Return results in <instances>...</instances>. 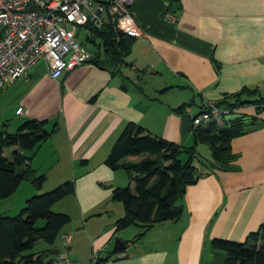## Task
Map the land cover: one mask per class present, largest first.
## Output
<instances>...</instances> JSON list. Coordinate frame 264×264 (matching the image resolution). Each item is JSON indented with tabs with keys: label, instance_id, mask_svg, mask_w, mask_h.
<instances>
[{
	"label": "crops",
	"instance_id": "crops-1",
	"mask_svg": "<svg viewBox=\"0 0 264 264\" xmlns=\"http://www.w3.org/2000/svg\"><path fill=\"white\" fill-rule=\"evenodd\" d=\"M133 12L142 34L131 39L119 72L89 61L53 79L47 61L39 60L0 87V133H16L27 119L45 121L48 138L22 152L35 175L49 180L56 170L55 179L75 181L71 196L80 219L66 225L53 254L69 235L70 256L81 262L98 252L100 264H227L228 252L214 248L213 240L244 242L264 223V110L236 109L257 116L258 124L232 140V168L210 170L197 162L200 177L186 190L181 216L138 239L137 225H131L137 228L132 239L123 237L131 226L117 230L125 207L112 200V191L130 181L105 160L129 122L188 147L193 128L183 134L176 111L183 103L195 98L186 109L193 117L201 103L246 86L264 95V0H137ZM20 106L23 114L16 112ZM5 150L12 159L17 147ZM197 150L202 161L211 159L209 145ZM74 212H68L71 221ZM116 238L128 241L125 250H113Z\"/></svg>",
	"mask_w": 264,
	"mask_h": 264
},
{
	"label": "trees",
	"instance_id": "trees-1",
	"mask_svg": "<svg viewBox=\"0 0 264 264\" xmlns=\"http://www.w3.org/2000/svg\"><path fill=\"white\" fill-rule=\"evenodd\" d=\"M132 38L134 36L119 33L110 25L95 28L92 36L87 37V41L96 46L94 51L91 50L94 55L91 62L112 73L119 72ZM83 43L85 45V41ZM194 104L195 98L183 103L176 111L183 114ZM215 104L223 110L220 115L225 120L222 124L218 121L194 124V144L188 147L154 135L135 122L126 125L105 160L113 170L123 169L130 181L127 186H117L112 191V200L122 202L125 207L124 216L116 222L117 230L137 225L140 227L138 239L156 224L176 221L183 211L181 203L188 186L200 177L201 168L197 162L210 170L232 168L237 158L232 151V140L258 124L257 116L249 117L235 111L252 104L260 113L264 110V95L258 89L246 86ZM200 108V113L195 116L210 110L205 103H201ZM45 124V121L27 119L16 133H0V199L13 195L23 180L28 179L36 188H43L46 175L34 174L31 159L22 150L33 151L48 138L51 132ZM202 143L209 145L212 152L208 162L198 157L197 146ZM10 146L17 147L12 159L4 155V148ZM74 190L75 181L69 180L28 198L18 215L7 216L0 212V264H49L51 258H47L54 256L52 248L56 249V243L71 222L69 214L55 212L52 207ZM40 220H44L43 226H38ZM212 246L228 252L227 264H264V223L244 242L214 239ZM103 259L99 257L98 264Z\"/></svg>",
	"mask_w": 264,
	"mask_h": 264
},
{
	"label": "built area",
	"instance_id": "built-area-1",
	"mask_svg": "<svg viewBox=\"0 0 264 264\" xmlns=\"http://www.w3.org/2000/svg\"><path fill=\"white\" fill-rule=\"evenodd\" d=\"M137 0H0V87H7L41 59L53 79L90 61L93 52L79 37L82 30L92 36L95 28L112 26L119 33L138 37L142 30L134 16ZM37 7L31 9L30 7ZM210 110L193 117L195 125H204L223 113L215 102ZM24 113V107L17 108ZM49 264H98L99 254L81 262L69 254L70 236Z\"/></svg>",
	"mask_w": 264,
	"mask_h": 264
},
{
	"label": "rangeland",
	"instance_id": "rangeland-1",
	"mask_svg": "<svg viewBox=\"0 0 264 264\" xmlns=\"http://www.w3.org/2000/svg\"><path fill=\"white\" fill-rule=\"evenodd\" d=\"M80 35V38L81 40L85 41V44H87V48L89 50H95V45L88 42L87 41V36H86V32L85 30H82V32L78 33ZM215 119V120H214ZM213 120L212 119H208L206 122H205V125L206 124H209L210 122L212 121H216L218 120L219 123H223V121L225 120L222 115H219L217 117H215ZM6 156L7 154L10 155L11 153L8 152L7 150H5V153H4ZM206 157H204L203 155L201 156L200 160L203 159L205 160ZM206 162V161H205ZM41 169V168H40ZM43 170V169H42ZM55 173L57 175V171L55 170ZM55 173L54 174H51L50 175V179L49 180H46L45 183H44V188L41 192H47V191H50L52 190L53 188L59 186V185H62L64 184L66 181H61L60 179H55ZM36 176H39V175H36ZM129 184V182L125 185L127 186ZM38 189V190H41L39 188H36L35 184L33 182H31L30 180H23L20 184V186L18 187L17 191L7 197V198H4V199H0V212L3 214V215H7V216H15V215H18L20 214L22 208L26 205V201L27 199L26 198V195L27 194H33L34 191H31L32 189ZM36 192V190H35ZM39 194V193H37ZM36 195V194H34ZM34 195H31L30 197L34 196ZM28 197V198H30ZM116 203H119L120 205H123L124 204L120 201H116ZM80 209V207H76L75 206V201L72 200V196L71 195H68L66 196L65 198H63L62 200L56 202L53 207H52V210L55 211V212H63V213H67L69 214L68 212H74V217L72 218V221L71 223L72 224H75L78 222V220L80 219L79 216H78V213L77 211ZM44 225V220H40L38 222V226H43ZM134 232H137V228L136 226H131L130 230L129 231H126V233L124 234L123 237H127L129 236L128 239H132L133 235H134ZM117 239V238H116ZM115 243V242H114ZM58 246H59V242L56 243ZM114 247V245H113Z\"/></svg>",
	"mask_w": 264,
	"mask_h": 264
},
{
	"label": "water",
	"instance_id": "water-1",
	"mask_svg": "<svg viewBox=\"0 0 264 264\" xmlns=\"http://www.w3.org/2000/svg\"><path fill=\"white\" fill-rule=\"evenodd\" d=\"M179 6L178 3H174L172 5V11H176V8ZM29 10L31 9H37V7H30L28 8ZM94 60V56L91 57V61ZM193 128V122H192V117H190V115L187 112H184L182 114V133H188L189 131H191V129ZM127 248V242H125L123 239L121 238H117L115 240L114 243V247L113 250L114 251H121V250H125Z\"/></svg>",
	"mask_w": 264,
	"mask_h": 264
},
{
	"label": "clouds",
	"instance_id": "clouds-1",
	"mask_svg": "<svg viewBox=\"0 0 264 264\" xmlns=\"http://www.w3.org/2000/svg\"><path fill=\"white\" fill-rule=\"evenodd\" d=\"M93 56H94V55H93ZM90 61H91V59H90ZM194 116H195V115H194ZM194 116H193V117H194ZM193 117H192V122H193ZM214 118H215V117H214ZM214 118H213V119H214ZM213 119H212V120H213ZM214 120H215V119H214ZM216 121H218V120H216ZM204 125H205V124H204ZM193 126H194V122H193ZM63 236H64V235H63ZM61 250H62V249H61ZM61 250H60V251H61ZM60 251H59V252H60ZM57 253H58V252H57ZM57 253L55 252V253H54V256H55ZM94 253H95V252H94ZM69 254H70V250H69ZM92 255H93V254H92ZM92 255H91V257H92ZM54 256H52V258H53ZM99 257H100V255H99ZM52 258H51V259H52ZM51 259H50V260H51ZM90 260H91V259H90Z\"/></svg>",
	"mask_w": 264,
	"mask_h": 264
}]
</instances>
